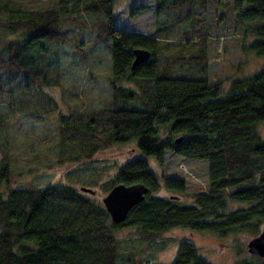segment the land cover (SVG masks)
<instances>
[{
    "label": "trees",
    "instance_id": "trees-1",
    "mask_svg": "<svg viewBox=\"0 0 264 264\" xmlns=\"http://www.w3.org/2000/svg\"><path fill=\"white\" fill-rule=\"evenodd\" d=\"M216 1L156 0L157 32L149 36L116 28L113 0H57V9H25L19 15L18 10L9 8L8 0H0V14L7 10L9 15L7 26L23 36L6 39V49L0 51V93L9 84L3 83L4 76L21 83L23 89L59 83L58 66L52 67L45 53L48 43L67 40L64 25L78 13L96 15L91 24L94 42L105 43L111 53L113 98L103 108L86 114L87 118L77 113L62 116L59 134L68 140L62 158L66 153L71 161L90 159L98 149L131 139L142 155H153L157 161L162 162L169 152L189 160L205 159L209 175L208 187L194 193L193 205H182L176 198L155 195L159 178L147 159L128 160L119 166L107 188L141 181L150 191L131 207L125 221L115 224L103 201L91 199L68 183L17 187L10 183L8 165L2 163L0 264H148L120 258L117 231L122 227H135L146 241L176 226L210 230L222 237L238 230L257 234L264 224V142L256 130V122L264 121V64L250 76L231 81L229 90L219 97L223 91L220 83L202 74L207 40L202 11ZM228 3L240 24L247 25L246 33L254 37L248 50L264 55V0ZM175 31L181 49L199 44L201 51L185 58L168 55L164 65L159 59L161 47L164 41L175 43L169 37ZM100 33L104 34L99 37ZM134 47H145L152 54L131 69ZM54 60L57 62L56 57ZM176 62H189L198 75L182 74L170 65ZM50 68L57 79L50 80ZM124 79L139 80L140 89L121 84ZM35 92L44 93L40 88ZM161 125L167 127L165 139L160 138ZM163 183L179 193L186 188L182 177L164 178ZM229 202L241 207L230 209ZM177 250L172 264H209L188 240L180 242ZM256 258L235 264H264V258Z\"/></svg>",
    "mask_w": 264,
    "mask_h": 264
},
{
    "label": "rangeland",
    "instance_id": "rangeland-1",
    "mask_svg": "<svg viewBox=\"0 0 264 264\" xmlns=\"http://www.w3.org/2000/svg\"><path fill=\"white\" fill-rule=\"evenodd\" d=\"M233 1L218 0L212 4L208 3L204 11L198 7L205 17L204 33L207 37L204 47L206 62L202 74L213 83H220L223 91L219 97L229 90L231 81L250 76L264 64V55L257 56L252 50H248L254 37L246 33L247 25H241L239 16L231 11L228 2ZM112 3L113 24L116 28L149 36L156 34V0H113ZM7 4L10 9L18 10L17 15L25 9H57L60 5L57 0H8ZM8 17L7 10L0 14V51L6 49V39L23 38L19 31L13 32L7 26ZM95 18L94 13H78L64 25L68 30L67 40L48 43L45 56L51 61L52 67L55 68V64L58 66L56 71L60 78L57 85H30L23 89L21 83H13L12 79L4 76L3 83L9 82L11 87L9 84L5 85V92L0 93V166L2 163L8 165L12 176L10 183L17 187L44 188L55 183H68L75 189L88 186L95 193L87 191L85 195L95 201H102L109 191L107 184L114 180L119 166L128 160L143 157L159 178L158 195L162 194L167 198L176 195L180 197V204L193 205L194 193L208 187V164L205 159L189 160L169 152L165 153L162 162L157 161L153 155H142L136 141L131 139L98 149L90 159L71 161L66 153L61 157L65 142L68 143V140L62 139L59 134L62 116L77 113L87 118L93 109L103 108L113 98L109 84L113 77L111 53L105 43L94 42L95 32L91 29V24ZM186 26L187 24H184L183 28ZM103 34L100 33L99 37ZM169 37L176 41L173 44L163 42L159 59L164 65L168 63V60H165L168 55L180 54L185 58L186 55L191 57L201 51L199 44H189L185 50L181 49L177 31ZM55 57L57 62H54ZM178 62L170 65L182 74L198 75V70H194L195 67L189 62L184 65ZM53 70L50 68V80L57 79ZM20 78L27 80L22 76ZM121 84H126L134 90L140 89L141 86L139 80L124 79ZM36 88H40L46 96L44 93H36ZM166 130L167 127L163 125L159 127L160 138L167 137ZM256 130L264 142V121L256 122ZM181 135L179 133L174 139ZM171 176L182 177L184 180L186 188L182 193L164 186L163 179ZM229 205L233 210L241 207L238 202H229ZM263 226L261 224L255 235L238 230L229 231L223 237L210 230L193 231L187 227L176 226L150 241L141 239L135 227H122L117 231L121 242L120 258H133L148 264H172L180 242L188 240L196 246L200 256L209 264H235L238 260L249 258L256 260V256L247 252L246 244L249 239L258 235Z\"/></svg>",
    "mask_w": 264,
    "mask_h": 264
},
{
    "label": "water",
    "instance_id": "water-1",
    "mask_svg": "<svg viewBox=\"0 0 264 264\" xmlns=\"http://www.w3.org/2000/svg\"><path fill=\"white\" fill-rule=\"evenodd\" d=\"M133 51L134 54L131 69L144 63L145 60L150 59L152 54V52L145 47H134ZM180 138L181 136L177 137L175 141L179 142ZM79 189L82 192L88 191L92 194L95 193V191L88 186H80ZM108 190V193L104 195L102 201L106 211L109 212L111 221L115 224H120L125 221L131 207L142 201L147 192L150 191V189L141 181L136 183L132 182L129 185L120 182L111 186ZM246 247L248 248L247 252L253 254V256L264 258V226L260 229L258 235L248 240Z\"/></svg>",
    "mask_w": 264,
    "mask_h": 264
},
{
    "label": "flooded vegetation",
    "instance_id": "flooded-vegetation-1",
    "mask_svg": "<svg viewBox=\"0 0 264 264\" xmlns=\"http://www.w3.org/2000/svg\"><path fill=\"white\" fill-rule=\"evenodd\" d=\"M158 184H159V183H158ZM144 185H145V184H144ZM159 186H160V185H158V187H157L158 189H160ZM164 186H165V185H164ZM158 189H157V191H159ZM157 191L154 192L156 196H160V197H161V196H164V195H162V194H161V195H158ZM168 198H176L177 201L180 200V197H177L176 195L169 196Z\"/></svg>",
    "mask_w": 264,
    "mask_h": 264
}]
</instances>
